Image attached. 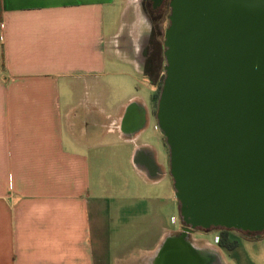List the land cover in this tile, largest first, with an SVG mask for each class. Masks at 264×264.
Listing matches in <instances>:
<instances>
[{
  "label": "crops",
  "instance_id": "0c3cea01",
  "mask_svg": "<svg viewBox=\"0 0 264 264\" xmlns=\"http://www.w3.org/2000/svg\"><path fill=\"white\" fill-rule=\"evenodd\" d=\"M142 2L0 0V264H264L181 221Z\"/></svg>",
  "mask_w": 264,
  "mask_h": 264
},
{
  "label": "water",
  "instance_id": "95a60500",
  "mask_svg": "<svg viewBox=\"0 0 264 264\" xmlns=\"http://www.w3.org/2000/svg\"><path fill=\"white\" fill-rule=\"evenodd\" d=\"M156 113L186 230L264 234V0H171Z\"/></svg>",
  "mask_w": 264,
  "mask_h": 264
},
{
  "label": "rangeland",
  "instance_id": "374dc122",
  "mask_svg": "<svg viewBox=\"0 0 264 264\" xmlns=\"http://www.w3.org/2000/svg\"><path fill=\"white\" fill-rule=\"evenodd\" d=\"M170 14V9L166 12V15L164 16L163 19V23L160 24L158 26V33L156 35V38H158V52L160 53V60L157 64L158 67H154L153 69V73L151 74V82H152V97H153V110H154V114L156 115L157 113V109H158V101H159V97H160V93H161V89H162V85H163V81H164V77H165V71H164V66L166 64L165 58H164V34H165V30L169 25V21H168V16ZM144 29V25L141 26V30ZM127 91L123 92L126 93ZM140 92L142 93H147L148 90L146 88H144L143 86H141ZM122 94V95H123ZM168 152H169V148L167 146ZM169 155V161H170V153ZM179 203V202H178ZM184 225V224H183ZM218 234L219 236L217 237V241L219 242V238L222 237L223 242L227 243L228 239H227V235L229 236L230 240H234L235 242H237V245L240 246L241 244H244V241H246L244 239V237L246 238H256V237H263L260 240L264 242V234H259L256 236H250L246 233H241V232H236V231H227V230H223L221 232H218L216 230L210 231L207 236L209 238L212 239V241H214V236L215 234ZM263 235V236H262Z\"/></svg>",
  "mask_w": 264,
  "mask_h": 264
},
{
  "label": "flooded vegetation",
  "instance_id": "af4514ba",
  "mask_svg": "<svg viewBox=\"0 0 264 264\" xmlns=\"http://www.w3.org/2000/svg\"><path fill=\"white\" fill-rule=\"evenodd\" d=\"M171 0H143L142 8L147 14L151 23V33L149 41L145 45L144 50V69L146 74L151 79V74L153 73L154 67H158L157 64L160 60V53L158 52V38H156V33L158 26L163 23L164 16L166 12L170 9ZM155 115V114H154ZM221 232L223 230H216ZM222 237L219 238V242L225 243Z\"/></svg>",
  "mask_w": 264,
  "mask_h": 264
},
{
  "label": "trees",
  "instance_id": "16d2710c",
  "mask_svg": "<svg viewBox=\"0 0 264 264\" xmlns=\"http://www.w3.org/2000/svg\"><path fill=\"white\" fill-rule=\"evenodd\" d=\"M157 33H158V31H157ZM157 33H156V34H157Z\"/></svg>",
  "mask_w": 264,
  "mask_h": 264
}]
</instances>
